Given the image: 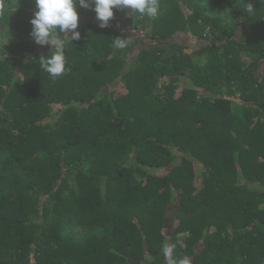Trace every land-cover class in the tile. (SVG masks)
<instances>
[{
	"label": "trees",
	"instance_id": "obj_1",
	"mask_svg": "<svg viewBox=\"0 0 264 264\" xmlns=\"http://www.w3.org/2000/svg\"><path fill=\"white\" fill-rule=\"evenodd\" d=\"M159 3L78 7L53 79L0 0V264H264V0Z\"/></svg>",
	"mask_w": 264,
	"mask_h": 264
},
{
	"label": "clouds",
	"instance_id": "obj_2",
	"mask_svg": "<svg viewBox=\"0 0 264 264\" xmlns=\"http://www.w3.org/2000/svg\"><path fill=\"white\" fill-rule=\"evenodd\" d=\"M35 7L36 10L29 19L31 25L29 35L35 44L52 48L50 55L41 56L44 57L43 59L39 58V68L53 79L62 76L66 71L64 37H69L70 42L81 38V33L77 30L78 7L94 12L100 29L109 26L110 20L114 18V9L130 8V15L135 13L140 19L145 16L155 18L161 14L159 0H35ZM254 9L253 4L248 3L246 12L251 15ZM2 10L0 8V11ZM58 33H63V38H60ZM68 33L71 35H67ZM125 40L127 39L117 37L114 46L125 47ZM174 249L175 245L165 244L162 247L166 264H191L187 256L177 260L173 256Z\"/></svg>",
	"mask_w": 264,
	"mask_h": 264
},
{
	"label": "rangeland",
	"instance_id": "obj_3",
	"mask_svg": "<svg viewBox=\"0 0 264 264\" xmlns=\"http://www.w3.org/2000/svg\"><path fill=\"white\" fill-rule=\"evenodd\" d=\"M176 40H181V36H176L175 37ZM182 41H185V39L182 38ZM186 42V41H185Z\"/></svg>",
	"mask_w": 264,
	"mask_h": 264
}]
</instances>
